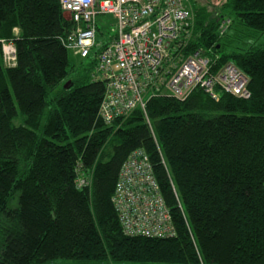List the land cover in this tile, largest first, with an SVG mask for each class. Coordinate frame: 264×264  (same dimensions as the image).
Segmentation results:
<instances>
[{
    "label": "trees",
    "instance_id": "trees-1",
    "mask_svg": "<svg viewBox=\"0 0 264 264\" xmlns=\"http://www.w3.org/2000/svg\"><path fill=\"white\" fill-rule=\"evenodd\" d=\"M215 1L188 0L182 57L202 52L213 75L232 62L250 97L161 94L147 99L145 114L137 108L107 125L98 115L106 84L95 69L107 33L98 30L99 50L81 69L61 42L73 23L58 0H0V264H264V44H255L264 0ZM235 41L251 43L226 51ZM3 43L15 48L11 66ZM137 149L149 159L173 237L128 236L120 226L111 198Z\"/></svg>",
    "mask_w": 264,
    "mask_h": 264
},
{
    "label": "built area",
    "instance_id": "built-area-1",
    "mask_svg": "<svg viewBox=\"0 0 264 264\" xmlns=\"http://www.w3.org/2000/svg\"><path fill=\"white\" fill-rule=\"evenodd\" d=\"M58 2L73 23L71 32L61 40L68 52L85 59L97 45L98 30L107 33V41L95 55L96 73L106 84L98 115L107 125L137 108L145 114L147 99L161 94L183 101L195 89L216 98L218 89L243 100L250 97L248 78L232 62L213 75L202 52L182 57L193 21L188 0ZM106 17H112L114 23L104 21ZM230 23L225 17L219 34H224ZM2 53L6 66L13 65V44L3 43ZM79 169L75 181L82 188L88 181ZM111 202L125 235H175L169 209L143 150H135L122 164Z\"/></svg>",
    "mask_w": 264,
    "mask_h": 264
},
{
    "label": "rangeland",
    "instance_id": "rangeland-1",
    "mask_svg": "<svg viewBox=\"0 0 264 264\" xmlns=\"http://www.w3.org/2000/svg\"><path fill=\"white\" fill-rule=\"evenodd\" d=\"M220 2H221V0H216L215 1L216 4H218V3L220 4ZM65 17L67 18V15H65ZM103 20L104 21L111 22V23H114V20H113L112 17H106ZM107 32L110 35H113L114 34L113 31H111L110 29L107 30ZM226 34H227L226 38L228 40H230V38L232 37L233 31L232 30H229ZM250 43L251 42L246 43V44L243 45L240 42H236V41L235 42H231L230 43V46L229 47H226V51H231V50L239 49V48H246V46H248ZM255 44L256 45L264 44V33L259 35V37L257 38V40H255ZM68 58H69L70 64H72V65H74L76 67L78 65H80V68L81 69H84V68L87 67V65H86L87 61H83V59H80L78 56L75 55L74 52H68ZM84 60H86V59H84ZM81 62H83V64H81ZM4 65L6 66L8 64L4 63ZM73 77H74V75L71 74L70 75V78H73ZM17 123L18 122H16V124ZM12 203H14V201H12ZM54 263L55 264H81L82 262H78V261L77 262H74V261H68V260H56ZM104 264H116V263H111L110 261H106ZM121 264H166V263H152V262H150V263H138V262H128L127 261V262H123Z\"/></svg>",
    "mask_w": 264,
    "mask_h": 264
},
{
    "label": "water",
    "instance_id": "water-1",
    "mask_svg": "<svg viewBox=\"0 0 264 264\" xmlns=\"http://www.w3.org/2000/svg\"><path fill=\"white\" fill-rule=\"evenodd\" d=\"M71 85L70 81H66L65 84H64V88H69Z\"/></svg>",
    "mask_w": 264,
    "mask_h": 264
},
{
    "label": "bare ground",
    "instance_id": "bare-ground-1",
    "mask_svg": "<svg viewBox=\"0 0 264 264\" xmlns=\"http://www.w3.org/2000/svg\"><path fill=\"white\" fill-rule=\"evenodd\" d=\"M99 33H100V32H99ZM102 39H103V37H102ZM100 41H101V40H100ZM97 42H98V41H97ZM104 42H105V41L103 40L101 44L103 45V44H104ZM96 47H97V46H96ZM98 47H99V46H98ZM94 49H96V50H99L98 48H94ZM96 50H95V51H96ZM96 52H97V51H96ZM85 59H88V57H87V58H85ZM98 76H99V75H98ZM98 76H97V77H98ZM99 80H100V79H99ZM147 121H148V120H147ZM104 124H105V123H104ZM83 188H84V187H83Z\"/></svg>",
    "mask_w": 264,
    "mask_h": 264
}]
</instances>
